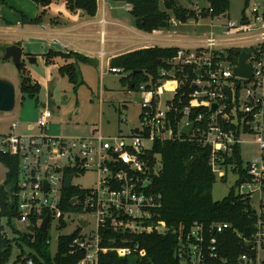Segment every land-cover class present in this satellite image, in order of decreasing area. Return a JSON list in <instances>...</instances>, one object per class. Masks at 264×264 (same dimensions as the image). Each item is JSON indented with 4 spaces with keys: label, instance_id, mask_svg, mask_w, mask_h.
I'll use <instances>...</instances> for the list:
<instances>
[{
    "label": "built area",
    "instance_id": "2783aa9c",
    "mask_svg": "<svg viewBox=\"0 0 264 264\" xmlns=\"http://www.w3.org/2000/svg\"><path fill=\"white\" fill-rule=\"evenodd\" d=\"M250 1L251 14L242 22L231 21L226 14L221 16L225 24L218 35L212 32L208 38L178 46L170 64L179 68L184 81L174 72L162 71L164 79L158 85L148 88L143 84L138 88L140 126L132 129L130 135L105 137L97 130L91 137H50L47 129L52 115L47 108L40 110L35 126L42 132L39 136L18 135V123L11 125L8 134L0 135V154L20 161L17 222L26 226L28 234V227L34 226L39 231L47 217L48 229L53 221L62 227L65 214L70 213L63 206L64 190H69L65 187L67 178L74 175L71 188L80 189L73 184L75 177L93 171L97 175L94 187L80 189L82 195L73 198L76 202L71 206L80 212L77 214L93 218L96 229L86 236L78 233L71 254L77 249L85 251L79 264H99V255L109 252L120 258L133 254L145 257L146 251L139 243L102 247V231L139 236L167 230L161 218L162 195L153 186L152 175L160 164L156 144L195 142L210 151L213 167H221L237 148L241 155L243 137L253 134L263 155L246 165L242 159L244 173L237 174V187L243 191L235 193L249 201L254 214V232L251 238L242 240L244 252L234 260L221 256L220 236L234 229L231 224L206 226L195 222L180 233L178 257L187 264H264V0ZM124 9L130 13L133 7L125 3ZM173 25L179 23L174 21ZM231 50L251 51L247 61L252 65L251 79L235 75L239 54L235 63ZM110 72L127 75L118 67L110 68ZM182 83L191 88L189 103L184 107L176 104ZM227 90L231 91V102ZM214 105L217 108L213 111ZM191 124L194 125L191 134L184 135L183 129ZM255 194L260 196L258 209L253 206ZM80 221H85L86 226L82 227ZM78 226L87 228L90 221L82 218ZM234 232L242 237L237 230ZM121 240L129 241L126 237ZM27 264L34 261L30 259Z\"/></svg>",
    "mask_w": 264,
    "mask_h": 264
},
{
    "label": "trees",
    "instance_id": "16d2710c",
    "mask_svg": "<svg viewBox=\"0 0 264 264\" xmlns=\"http://www.w3.org/2000/svg\"><path fill=\"white\" fill-rule=\"evenodd\" d=\"M66 8L70 12L82 11L90 17L97 14V0H64ZM130 3L133 7L130 12L134 19L136 29L148 35L154 33L170 32L176 21L186 24L192 18L197 19V13L188 6H195L205 1L207 7L202 10V17L212 19L225 16L230 11L231 0H116ZM247 3L250 0H245ZM36 4L47 7L52 0H35ZM199 8V7H198ZM43 11L36 19L27 20L23 15L22 23L40 25L43 21ZM178 47L150 46L136 48L125 54L115 57L111 61V68H123L127 72L121 78V84L127 88V92H137L138 88L145 84L148 88L158 85L164 78L162 71L174 72L177 78L184 81L179 74V68L173 67L170 62L178 53ZM230 56L237 62L238 53L229 51ZM47 62L52 63L56 58H63L66 64L59 69L62 77L67 78L73 84L79 83L80 72L76 62L79 55L74 53L50 52L46 56ZM74 59V62H68ZM24 62V61H23ZM142 71V73L134 74ZM20 93L22 98L28 96L38 104V96L41 87L36 83L24 63L21 68ZM190 89L188 85L181 84L176 104L184 107L189 103ZM155 154L159 156V167L153 176V186L158 194L162 195L161 218L167 224V230L163 233L142 234L130 236L115 234L108 230L102 231V247H125L139 243L141 249L146 251V256L133 254L130 257L120 258L117 254L101 253L99 264H187L178 257L179 237L182 231H187L195 223H203L206 226L213 224L229 223L242 236H238L233 230H228L220 236V253L225 259L234 260L237 255L244 252L242 248L243 237L251 238L254 232V214L252 205L232 191L229 197L221 202L213 200L212 191L216 182L214 167L210 161V151L192 142H166L156 144ZM203 154H206L203 158ZM0 163L7 169L5 182L0 186V264H27L32 259L34 264H52L51 258L44 252L49 244L47 233L37 231L33 238L27 233L19 235L14 224L18 218L17 184L19 179V159L0 154ZM223 166L232 165L235 173H244V162L240 150L237 148L232 157L227 158ZM239 181H237L238 184ZM236 184V185H237ZM82 191L77 188L64 190L63 206L68 212L80 213L76 207L71 206L75 197H80ZM6 228L20 237L24 244L36 250L37 256L25 255V251L19 238L11 239L6 233ZM23 236V237H21ZM78 236V232L71 236H63L58 239V251L53 264H79L85 257V251L77 249L73 254L72 244ZM129 239L123 242L121 239ZM115 239V242L112 240ZM112 241V242H111ZM19 249L16 261H12L15 250ZM41 258V259H40Z\"/></svg>",
    "mask_w": 264,
    "mask_h": 264
},
{
    "label": "rangeland",
    "instance_id": "374dc122",
    "mask_svg": "<svg viewBox=\"0 0 264 264\" xmlns=\"http://www.w3.org/2000/svg\"><path fill=\"white\" fill-rule=\"evenodd\" d=\"M117 6L121 7L123 13H127L123 7L124 2L117 1ZM252 2L245 0H231L229 16L231 21L242 22L245 16H249L252 10ZM101 5V4H99ZM35 0H0V22L2 18L9 22L7 29L11 32L0 31V79L11 82L16 88V106L10 113L0 112V135L8 134L13 123H18L19 128L16 133L22 136H39L42 132L35 126L38 123L41 104L46 103L45 96L48 94V109L52 119L47 129L50 137H91L95 131L101 130L105 137H116L118 135L128 136L132 129L140 126L141 114V94L139 92H127V88L121 84L123 75L110 72V67L105 66L103 76L101 69L91 66L81 65L79 83L73 84L54 72V77L59 78L57 89L50 90L48 93L43 89L39 94V102L36 104L34 99L20 93L21 75L12 60L4 61L3 57L9 44L19 43L24 50L25 69L33 79L34 72L39 76H44V67L41 59L36 64L29 61L28 52L40 55L43 52V42L41 38L22 33V16L33 17L37 11ZM197 13L198 18H192L186 24L174 25L173 29L164 35L177 38H189L193 40L208 38L211 33L218 35L222 32L221 26L225 24L223 17L210 18L202 17V10L195 6H188ZM130 14V13H128ZM131 15V14H130ZM3 28L2 25H0ZM5 26V27H6ZM214 26V29H212ZM165 36V37H166ZM156 37V36H155ZM36 58V57H35ZM30 70L34 72L31 74ZM126 106V107H124ZM120 110V111H119ZM244 142L241 144V155L245 165L260 159L263 151L255 142L253 134L245 135ZM7 169L0 163V186L5 182ZM216 182L213 187L212 196L215 202H221L230 196L233 190L241 193L242 188L237 187L238 175L234 172L233 166H214ZM97 175L93 171L77 175L73 181L75 186L80 189H90L94 187ZM264 198V196H263ZM253 206L258 209L260 206V196H253ZM82 218L90 221V226L79 229L78 221ZM52 222L47 237L49 244L45 247V253L51 258L52 264L58 251V239L63 236H71L76 232L79 236H86L96 229V222L88 215L77 213H66L62 222ZM19 235L27 234L26 226L18 222L14 224ZM9 238L18 239L25 251V255L37 256L34 249L27 247L23 240L16 236L10 228H6ZM23 237V236H21ZM19 249L15 250L12 261H16ZM41 259V258H40Z\"/></svg>",
    "mask_w": 264,
    "mask_h": 264
},
{
    "label": "crops",
    "instance_id": "0c3cea01",
    "mask_svg": "<svg viewBox=\"0 0 264 264\" xmlns=\"http://www.w3.org/2000/svg\"><path fill=\"white\" fill-rule=\"evenodd\" d=\"M116 2V0H97V14L90 17L82 11H68L64 0H52V3L47 7L37 6L35 16L26 17L27 20H34L43 11H46L40 25H31L28 22L21 24L23 26L22 33L44 40L42 42L45 48L39 56L34 52L25 54L29 58L36 57L37 62L39 59L42 61L44 76H39L30 70L31 74L34 72L36 75L35 79H32L40 85L41 91L44 89L48 93L50 90L57 89L59 78L54 77V72L57 71L60 75L59 69L66 64V60L63 58H56L52 63L47 62L45 56L50 52L77 54L80 57V60L76 62L79 72L81 65L96 66L95 68H100L104 76L106 74L103 71L105 66L108 65L111 68V61L115 57L130 50L150 46H187L193 41L189 38H172L164 35L168 32L154 33L153 35L140 32L136 29L134 19L128 14L129 12L123 7L127 12L123 13ZM0 25L3 26V28L0 26V31L11 32L7 29V26H11L7 20L2 18ZM101 36H103V40ZM54 39L58 42H55ZM12 45L21 47L17 42L9 44V46ZM68 62L72 63L74 59H70ZM48 99H51L49 94L47 97L45 96L46 103L40 106L46 105L48 109ZM41 109L43 108L41 107Z\"/></svg>",
    "mask_w": 264,
    "mask_h": 264
},
{
    "label": "water",
    "instance_id": "95a60500",
    "mask_svg": "<svg viewBox=\"0 0 264 264\" xmlns=\"http://www.w3.org/2000/svg\"><path fill=\"white\" fill-rule=\"evenodd\" d=\"M177 4H180L179 0H174ZM198 7L201 10H205L207 7V4L205 1H201L200 3H198ZM226 17V16H225ZM239 54V65L238 67H236L234 69V73L235 75L242 77V78H248L251 79L252 77V65L251 63H248V59L251 55V51L246 52L245 50L241 51ZM4 61H8V60H12L17 68V70L19 71V73L21 72V68H22V63L24 61V50L22 47L18 46V45H12L9 46L8 48H6L5 50V54L3 57ZM29 61H31V63L36 64V59L35 57H30ZM137 73H142V71L139 72H135L134 74ZM230 97L229 102H231V91L227 90L226 91ZM16 88L15 86L6 80H1L0 79V112L2 113H10L15 109L16 106ZM43 109H46V105H42L41 106ZM217 108V105L213 106V111ZM194 125L191 124L187 127H185L183 129V134L186 136H189L191 134V131L193 129ZM136 133H138V129L135 131ZM206 154H203V158H205ZM74 175H70L67 178L65 187L67 189L71 188V183L73 180ZM46 189H47V183H46ZM76 201H72L71 204H75ZM48 224H49V218L47 217L42 225L39 228V231L41 233L46 234L48 232ZM86 222L85 221H80V225L82 227L86 226ZM28 231H29V235L31 238L34 237L37 229L34 226H30L28 227ZM247 250L250 249V247H246Z\"/></svg>",
    "mask_w": 264,
    "mask_h": 264
}]
</instances>
